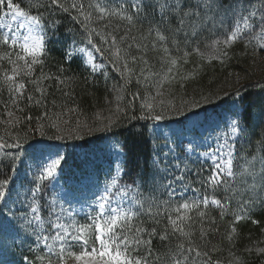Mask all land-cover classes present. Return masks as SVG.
Segmentation results:
<instances>
[{"label":"snow or ice","instance_id":"6c2138e0","mask_svg":"<svg viewBox=\"0 0 264 264\" xmlns=\"http://www.w3.org/2000/svg\"><path fill=\"white\" fill-rule=\"evenodd\" d=\"M240 57L264 59V0H0V264H225L224 251L250 264L238 241L264 224V103L253 127L243 85L174 91ZM81 84L106 93L90 119ZM228 99L227 116L208 114ZM137 121L155 125L143 166L116 138ZM98 132L118 157L102 178L87 157L68 171L67 154L31 142ZM249 239L244 253L264 257V239Z\"/></svg>","mask_w":264,"mask_h":264},{"label":"trees","instance_id":"16d2710c","mask_svg":"<svg viewBox=\"0 0 264 264\" xmlns=\"http://www.w3.org/2000/svg\"><path fill=\"white\" fill-rule=\"evenodd\" d=\"M53 57H59L58 48L53 49ZM196 61V57L192 58ZM54 62L50 61L49 68L53 72L55 68L52 66ZM195 63H189L184 66L185 72L191 71L195 67ZM73 71L79 74L82 69L77 66H72ZM238 80V82H237ZM261 84H264V59L253 61L250 57L244 58L240 57L238 59H233L225 65H220L219 63H214L212 65H204L202 71L195 79H190L185 81L184 88L180 89L177 85L174 91L177 95V102H179V97L184 96L189 98L192 96H199V94H220L223 95L224 92H233L234 89L245 86L243 88L242 95L245 97L243 104L240 106V110H247L252 115L251 124L253 127L256 125V117L259 114L260 105L264 103V92L261 91ZM84 85H80L75 89L77 95V102L79 103L83 116L87 118H92L93 114L106 107L105 102V90L103 87L98 89H93L88 86V91H82ZM233 100L228 99L223 102H217V104L206 105L205 108L208 113L215 112L220 108L224 107L226 109L230 108ZM203 113V112H202ZM135 123V128H130V125L125 124L123 127L117 131L120 135L118 138L121 143L127 142L129 148L130 164L135 166L137 162L139 165L143 166L144 163L149 159L151 153V137H152V127L154 126L150 121H137ZM168 122H160L164 126ZM147 124V130L142 128V125ZM2 130V126H0ZM144 131V137L138 138L135 134L137 132ZM255 131L259 133L260 129L255 128ZM113 137V133H96L91 136H85L82 140H67V141H48L41 139L38 135L31 142L37 147L43 145L52 144L57 148L62 154H67L68 163L66 165V170L68 171H78L79 167L87 160L91 162V166L96 167L98 171L102 174L104 170H107L110 166V162H115L118 157L115 155H109L106 150L107 147L115 143V139H110ZM262 225H256L252 223H246L241 227L242 239L238 241L239 253L241 255L247 256L250 264H258V262L264 257H259L255 253L248 255L244 253L243 246L250 242L255 243L258 239H264V235L261 234ZM213 243H217L216 240ZM27 245H24L26 251ZM17 253L15 259H19V249H16ZM0 253V256H3ZM219 258L222 259L225 264H227V252L224 251L222 254H218ZM7 259H13L12 251L6 254Z\"/></svg>","mask_w":264,"mask_h":264},{"label":"rangeland","instance_id":"374dc122","mask_svg":"<svg viewBox=\"0 0 264 264\" xmlns=\"http://www.w3.org/2000/svg\"><path fill=\"white\" fill-rule=\"evenodd\" d=\"M229 109H230V108H229ZM229 109H226V108L222 107V108H220L219 110H217V111H215V112H210V113H208V114H219L220 116H227L228 113H229ZM201 118H203V113H202ZM154 127H155V125L152 127L151 130H153ZM160 128H161V130H163V125H162V124H160ZM66 207H67V205H66Z\"/></svg>","mask_w":264,"mask_h":264},{"label":"bare ground","instance_id":"6f19581e","mask_svg":"<svg viewBox=\"0 0 264 264\" xmlns=\"http://www.w3.org/2000/svg\"><path fill=\"white\" fill-rule=\"evenodd\" d=\"M231 106V105H230Z\"/></svg>","mask_w":264,"mask_h":264}]
</instances>
